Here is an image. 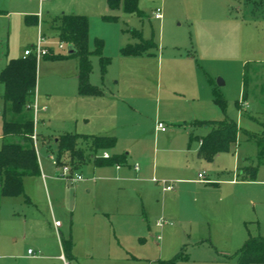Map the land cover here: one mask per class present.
I'll return each instance as SVG.
<instances>
[{"label":"rangeland","instance_id":"obj_1","mask_svg":"<svg viewBox=\"0 0 264 264\" xmlns=\"http://www.w3.org/2000/svg\"><path fill=\"white\" fill-rule=\"evenodd\" d=\"M138 7L141 14L127 12L122 5L111 11L107 0H0V67L6 55L20 57L26 48L36 44L39 30L55 54L67 55L69 44L64 41V47H58L61 40L59 32L50 26V21L63 14L85 15L89 22V49L94 50L96 39H102V55L110 60L103 71L99 55H91L93 70L90 82L105 92L108 96L105 99L112 100L109 96L113 92H120L124 98L127 121L122 129L127 130L123 132L117 128L118 138L109 150L110 154L125 153L127 159L134 156L141 143L151 144L159 135L155 132L154 121L162 120L171 130L172 119L180 117V112L193 103L204 105V119L232 118L241 129L237 146L219 152L224 159L221 160L223 168L219 170L218 177L212 160L205 166L206 172L219 179H231L235 170L232 160L237 156L242 170L251 166L257 168L255 178L240 176L250 181L235 188L225 182L207 183L216 189L211 192L214 205L201 214L187 212L184 215L179 212L177 202L166 199L167 213L155 208L152 216H148L147 221L144 219L146 225L148 221L150 225V228L148 225L145 227V234L137 236L129 232L128 264H165L179 253L181 256L172 264H236V252L249 235L264 236V151L260 155L257 142L247 138V133H264V0H139ZM158 9L162 13L159 19L155 17ZM109 14L116 18L107 19L105 15ZM27 16L39 17L40 24L28 22ZM141 36L155 42L157 47L142 55H124L121 49L137 42ZM245 64H248V96L243 100ZM188 70L195 74L190 76ZM219 78L224 84H218ZM89 96L95 95H83L78 90L76 56H43L38 59L37 151L45 171H53L60 180L56 193L59 202L75 197L89 198L93 193L83 185L75 190L78 184L88 183L85 179L77 181L59 177L60 164H55L51 158H57L54 138L61 133H84L96 120H101L99 118L115 125L117 122L113 118L123 114L122 110L113 109L100 98ZM192 97L197 98L195 102ZM217 98L224 100L225 110L217 104ZM2 108L3 100L0 98V133L3 129ZM8 117L13 116L9 114ZM130 128L138 131L129 133ZM206 128L196 126L193 136L205 133ZM1 143L0 140V146ZM162 143L168 142L161 137ZM197 143L198 139L192 137L184 147L182 144L180 154L183 162L187 160V150ZM147 154L152 155L149 150ZM163 155V152L159 153V160ZM93 165V161L88 160L74 168L72 175L87 177L88 168ZM40 176L25 177L28 201L24 195L8 197L0 193V241L5 244L0 249V264H64L56 260L31 263L27 258L11 255L30 256L29 248L35 250L37 257L43 252L37 251L30 237L24 239L26 227L23 223L24 219L31 222L47 213L45 194L34 185ZM146 177L141 182L142 194L147 197V191L153 187V193L148 196L161 203L163 196L167 195L155 187L151 175ZM171 185L176 187L175 182ZM239 189L241 195L237 193ZM51 193L54 195L53 190ZM132 194L142 195L138 192ZM250 199L254 205L249 206ZM246 202L248 214L244 216L241 212ZM57 205L54 202L53 209L59 217ZM157 219L166 223L160 226ZM46 225L52 228V220H47ZM65 228L67 225L62 227L63 231ZM64 234L66 236L67 233ZM67 261L79 263L69 256Z\"/></svg>","mask_w":264,"mask_h":264},{"label":"crops","instance_id":"obj_2","mask_svg":"<svg viewBox=\"0 0 264 264\" xmlns=\"http://www.w3.org/2000/svg\"><path fill=\"white\" fill-rule=\"evenodd\" d=\"M29 20L31 22H36L38 25L41 21L39 17H33ZM40 32L44 35V33L39 30V33ZM67 54H69V45ZM11 58L16 57H8L7 55L4 57V63L2 67H0V71ZM194 71L195 69H193V72ZM190 72L191 70H188V74L190 76L195 74ZM1 84L2 89H0V98L3 100L4 105V99L2 97L4 85L2 82ZM120 94V92H113L111 96H109L112 100L105 99V97H108L105 92L103 95L89 96L93 98H100L103 103H109L113 109H118L120 112L123 111V114L121 115L122 117L113 118L117 122L115 125H110L109 121L107 123L105 118H99L101 120H96L90 129L80 134L89 133L88 135L95 136H114L117 141L119 134V130L117 128L121 129L123 132L127 130V128H124L125 130L122 129L123 126L126 127L127 117L124 116V114H126L125 106H123L124 98ZM192 98L194 99V102L195 99H197L195 97ZM245 98H243V100H245ZM34 100H36V96ZM246 106L249 107V104L247 103ZM180 114V117L177 119H172L171 124H174L175 122L177 124L175 126L172 124L171 130H168V127L166 126L167 124L162 120L158 121L165 124L166 130L158 129V121H154L155 132L159 135H156L151 144L145 142L141 143L136 153H133L134 156H130L129 159H127V154L125 153L117 152L110 154V149L98 151L97 157L104 158L105 160L101 163H97V161L90 159L93 161L94 165L88 168V176L83 177L81 180H77L82 181L85 179L88 183H80V185L78 184V186L75 187V190H77L82 185L86 186L88 191L93 193L89 198L75 197L73 200L67 201L61 199L59 202L56 197V193H58L57 187L59 184L58 181L60 180L57 176H55L56 174L53 171L49 169L48 172L45 171L37 151L41 176L39 180L34 182V185L36 188L40 187L42 194H45L46 201H44V203L46 204L48 210L46 214L42 213V215L34 218L31 222L28 219H24L23 223L26 227L24 239L30 237L31 244L37 248V251L43 252L40 257H37L36 255L38 254L34 253L35 250L33 253H29V250L32 249L29 248L28 253L30 256H27L26 254L22 255L20 253H11V255L13 257L15 256V258H27L31 263L56 260L60 262L63 261L65 264L64 259L67 260V257L69 256L70 258H74L76 262H79L78 264H128L129 235L131 233L137 236L145 234V227L148 225L150 228V225L148 224L149 221L146 225L145 220L147 221L146 218L148 216H152L155 208L158 209L157 211H161L164 214L167 213L165 210L166 199L177 202V208L182 214H186L187 212L189 214H192V212L201 214L205 209L214 205V200L211 199V195H213L211 192L216 189L207 186V183L214 185L219 184L220 182H225L235 188L246 184V181H250L242 179L243 175L240 171L241 166L239 165V157L237 159V156H234L232 160V166L235 170L231 179L217 178L220 174L219 170L223 168L220 165L221 160L224 159V156H221V153L215 154V156L211 159L212 164L215 166H213V168H215V171L217 172V177L216 175H209L208 171L206 172L205 166L208 165L207 163L209 160L204 159L199 154V148L201 145L199 137L201 138L202 135L207 133L209 127L206 128L205 133L203 132L199 135H194L198 139V143L194 145L192 149L187 150V160H184L183 162L180 154V151H182L180 150V147L182 144L184 147L187 142L189 143L191 138L194 137L192 133L194 128L198 126L193 125L192 122L195 120L219 119H204V105H197V103L187 105L185 109L180 112ZM33 115L35 117L34 112ZM136 131L138 130H135V128H130V130H128L129 133H135ZM36 134L38 135L37 132ZM115 134L117 135L115 136ZM161 137L163 141H167L168 143L160 144ZM0 140L3 143L2 132L0 133ZM237 142L233 147L237 146ZM41 145L51 151L50 147H47V145ZM148 150L152 153V155L147 154ZM105 152L109 154L108 157L103 155ZM144 152H146V154H143ZM160 152L164 153L161 158L162 160H159ZM170 152H176L177 154L172 155ZM117 154L124 155L125 159H123L120 163L109 161L108 158L110 156ZM149 162L152 163L151 166ZM202 171H205V177L209 180L208 182L198 180V174ZM147 175H151V181L154 183L155 187L158 188L164 195H167L163 196L161 203L158 199L154 200L151 196H148V194L153 193V187L150 188L151 190L147 191L148 198L146 195L142 194L141 190L143 188L141 186V182L147 178ZM240 176L242 178H239ZM25 177L23 181L24 189L26 187ZM154 177L160 180L165 179L168 184L175 182L176 187L173 186V189L171 190L165 189L160 182H156L152 179ZM190 187L193 191L190 190ZM51 189L54 191V195L51 193ZM240 191V189L237 190V193ZM134 192H138L139 195H142L138 196L132 194ZM238 194L241 195L240 193ZM25 198L28 201L27 194ZM54 202H57L58 204L57 207L59 217H57V213L53 209ZM254 203L255 202L251 199L248 201L249 206L254 205ZM243 207L244 211L241 213L245 216L248 214L247 202L243 205ZM66 214L68 215L67 218L65 217ZM64 218H66V222H63ZM47 220H52V228L46 225ZM158 220L159 219H157L156 222ZM29 222L31 224H29ZM64 225H67L65 231L62 229ZM29 227H31V231L29 230ZM34 228H36V231ZM65 232L67 233L66 236L64 234ZM64 240H70L72 242V246L68 250L64 247ZM3 243L4 242L0 241V249L1 246L5 245ZM133 259L136 260L137 258L134 256Z\"/></svg>","mask_w":264,"mask_h":264},{"label":"trees","instance_id":"obj_3","mask_svg":"<svg viewBox=\"0 0 264 264\" xmlns=\"http://www.w3.org/2000/svg\"><path fill=\"white\" fill-rule=\"evenodd\" d=\"M111 11H115L120 5L127 12L140 13L139 0H107ZM28 17V22H31ZM107 19H115L111 14L105 15ZM51 27L59 32L60 42L72 44L75 51L72 54H55L53 49L47 57L66 58L76 56L78 58V90L83 95H103L99 86L90 82V74L93 70L91 55L100 57L101 68L105 71L110 60L102 55L103 40L96 39L94 50L88 47L89 22L85 15L63 14L51 21ZM157 47L156 43L142 36L135 43H129L121 50L124 55H142L149 53ZM37 64L35 55L30 54L11 58L0 71V81L4 85L2 97L4 105L2 108L3 129L2 146L0 148V191L4 196H19L25 194L24 177L41 173L38 153L32 137L35 131L33 110L29 108L36 96ZM247 73L248 64H245V84L243 87V98L247 97ZM225 110V102L222 98L215 100ZM12 115L9 118L8 115ZM193 125L209 127L207 133L201 136L199 154L207 160H211L215 154L230 150L238 141L240 127L230 117L225 116L219 120H195ZM195 137V136H194ZM198 137V136H197ZM249 140L253 139L259 146V154L264 151V133H247ZM56 146V160L58 164H70L72 169L84 164L90 159L101 163L104 158H98V151L111 149L116 143L114 136H95L80 133H61L54 139ZM51 151L52 148H51ZM109 161L121 162L124 155L110 156ZM107 159V160H108ZM256 167L241 169L244 177L251 179L256 176ZM249 172V174H247ZM65 249L72 246V242L63 241ZM177 254L165 264H172L181 256ZM238 260L236 264H251L253 262L264 263V236L249 235L244 244L236 252Z\"/></svg>","mask_w":264,"mask_h":264},{"label":"built area","instance_id":"obj_4","mask_svg":"<svg viewBox=\"0 0 264 264\" xmlns=\"http://www.w3.org/2000/svg\"><path fill=\"white\" fill-rule=\"evenodd\" d=\"M155 17L156 18H161L162 17V13L160 12L159 9L157 10V12L155 14ZM58 47L59 48H63L64 47L63 42H59ZM50 49H51V47L49 46L46 37L40 32L39 36H38V39H37V43L34 44L32 47L25 49L24 50V55L27 56V55L33 54V55H35L36 59L38 60L39 58L49 54L50 53ZM29 107L33 108L34 114H35L36 110H37L36 100H34V102L31 105H29ZM34 121L36 122V118L35 117H34ZM157 127L160 130H166L165 124L163 122H161V121H158ZM32 137H33L34 142H35V147L37 148L36 132L35 131H34V134L32 135ZM103 155L105 157L109 156V154L107 152H105ZM51 158L53 159V162L55 164H58L57 160L53 156H51ZM136 168H138V167H136ZM60 169H61V171H60L59 177L62 178V179H67V178H72L73 180H81V179H83V176L81 174H78L76 176L72 175L73 169H72V166L70 164H60ZM198 175H199V179H198L199 181H203V182H208L209 181L205 177V171L200 172ZM153 180L156 181V182H160L165 187V189H168V190L173 189V185L168 184L167 180H165V179H161L160 180V179H157L156 177H154ZM165 223H166V221L163 220V219H159L157 221V224L160 225V226L165 224ZM29 253H33V250L30 249ZM64 261H65V264H70L69 261H67L65 259H64Z\"/></svg>","mask_w":264,"mask_h":264},{"label":"water","instance_id":"obj_5","mask_svg":"<svg viewBox=\"0 0 264 264\" xmlns=\"http://www.w3.org/2000/svg\"><path fill=\"white\" fill-rule=\"evenodd\" d=\"M74 51H75L74 46L72 44H69V54H72ZM218 82H219L218 83L219 85L224 84V81L222 79H220V78H219Z\"/></svg>","mask_w":264,"mask_h":264}]
</instances>
